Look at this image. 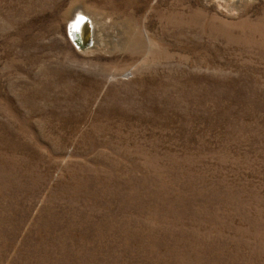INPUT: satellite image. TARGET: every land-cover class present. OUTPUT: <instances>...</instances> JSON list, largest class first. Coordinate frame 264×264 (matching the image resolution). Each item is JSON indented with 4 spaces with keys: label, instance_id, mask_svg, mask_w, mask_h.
Returning <instances> with one entry per match:
<instances>
[{
    "label": "rangeland",
    "instance_id": "374dc122",
    "mask_svg": "<svg viewBox=\"0 0 264 264\" xmlns=\"http://www.w3.org/2000/svg\"><path fill=\"white\" fill-rule=\"evenodd\" d=\"M0 264H264V0H0Z\"/></svg>",
    "mask_w": 264,
    "mask_h": 264
},
{
    "label": "bare ground",
    "instance_id": "6f19581e",
    "mask_svg": "<svg viewBox=\"0 0 264 264\" xmlns=\"http://www.w3.org/2000/svg\"><path fill=\"white\" fill-rule=\"evenodd\" d=\"M67 23L69 24L68 32L71 39L77 38L74 35L78 32L79 34L77 35L81 44H87L91 41L93 45L96 38V25L92 14L80 8H75L68 17Z\"/></svg>",
    "mask_w": 264,
    "mask_h": 264
},
{
    "label": "water",
    "instance_id": "95a60500",
    "mask_svg": "<svg viewBox=\"0 0 264 264\" xmlns=\"http://www.w3.org/2000/svg\"><path fill=\"white\" fill-rule=\"evenodd\" d=\"M77 34H79V33L76 32V34L74 35V36H76L77 38L72 39V40H73V42L75 43V45L78 47L79 50H85V49H87V48H89V47L92 46L91 41H90L89 43H87V44H81V43L79 42V38H78V35H77Z\"/></svg>",
    "mask_w": 264,
    "mask_h": 264
}]
</instances>
